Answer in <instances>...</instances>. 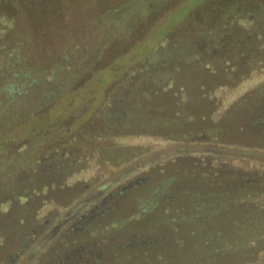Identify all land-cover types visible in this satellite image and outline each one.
Here are the masks:
<instances>
[{
	"label": "trees",
	"instance_id": "16d2710c",
	"mask_svg": "<svg viewBox=\"0 0 264 264\" xmlns=\"http://www.w3.org/2000/svg\"><path fill=\"white\" fill-rule=\"evenodd\" d=\"M248 51L240 74L231 67L228 84L212 82L223 90L241 80L229 102L203 99L201 111L171 118L161 137L186 150L106 184L148 149L125 158L129 136H115L104 155L59 149L42 161L25 147L1 163L0 264H264V78L254 76L264 51ZM19 53L7 48L6 64ZM217 71L205 67L209 78Z\"/></svg>",
	"mask_w": 264,
	"mask_h": 264
},
{
	"label": "rangeland",
	"instance_id": "374dc122",
	"mask_svg": "<svg viewBox=\"0 0 264 264\" xmlns=\"http://www.w3.org/2000/svg\"><path fill=\"white\" fill-rule=\"evenodd\" d=\"M0 29V107L16 103L0 113V164L25 147L42 161L59 149L104 155L117 136H129L125 158L148 149L106 184L188 148L161 137L176 112L232 99L241 80L212 86L228 84L224 69L250 65L248 50L264 51V0H0ZM7 48L20 52L8 64ZM207 66L220 72L209 78Z\"/></svg>",
	"mask_w": 264,
	"mask_h": 264
},
{
	"label": "flooded vegetation",
	"instance_id": "af4514ba",
	"mask_svg": "<svg viewBox=\"0 0 264 264\" xmlns=\"http://www.w3.org/2000/svg\"><path fill=\"white\" fill-rule=\"evenodd\" d=\"M167 47H169V46H167ZM170 47H171V46H170ZM161 48H164V46H163V45H161V46H160V49H161ZM182 53H183V51H182Z\"/></svg>",
	"mask_w": 264,
	"mask_h": 264
}]
</instances>
